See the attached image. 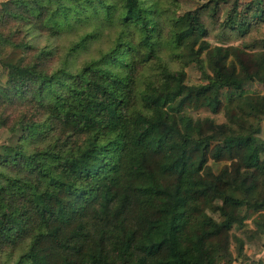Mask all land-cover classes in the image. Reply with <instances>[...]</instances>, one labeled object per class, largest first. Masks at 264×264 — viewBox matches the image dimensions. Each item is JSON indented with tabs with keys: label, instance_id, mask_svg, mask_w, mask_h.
Here are the masks:
<instances>
[{
	"label": "trees",
	"instance_id": "16d2710c",
	"mask_svg": "<svg viewBox=\"0 0 264 264\" xmlns=\"http://www.w3.org/2000/svg\"><path fill=\"white\" fill-rule=\"evenodd\" d=\"M182 1L1 2L0 264H235L264 234V38L206 21L246 38L264 0Z\"/></svg>",
	"mask_w": 264,
	"mask_h": 264
},
{
	"label": "rangeland",
	"instance_id": "374dc122",
	"mask_svg": "<svg viewBox=\"0 0 264 264\" xmlns=\"http://www.w3.org/2000/svg\"><path fill=\"white\" fill-rule=\"evenodd\" d=\"M3 0H0V7H1V2ZM244 5H246L248 2H251L252 0H240ZM203 2H206V0H183L182 1V10H187L189 8H195L202 4ZM234 2V0H229L227 4H224L222 7V11L220 13V17L223 20L226 16L227 11L229 10L231 4ZM207 24L209 25V30H211V35L209 40L215 45V44H221L224 43L226 45L229 44H241L244 40H250V39H261L264 38V23L260 24H255L254 27L252 28L251 33L249 34L248 37L242 38L236 34H227L223 31H221V28L217 25V23L213 22L211 19L206 18ZM3 68L0 65V77L1 74L3 73ZM187 73H188V83H201L203 82L202 80V75L201 72L196 68L195 65H191L187 68ZM247 91L249 93H262L264 94V84H260L257 82L249 83L247 86ZM20 132H11L7 129H0V150L2 149L3 146L7 144H16L17 140L19 138ZM261 136L264 138V123H263V129ZM1 152V151H0ZM215 171H219L224 163H210ZM214 216L218 219H220V215L214 214ZM253 218L248 221L247 226L250 228L255 229V225L253 224ZM239 236L244 238L246 241V253L247 257L245 258H240L237 263L235 264H259L261 260L264 261V234L260 235H255L252 238L246 237V235L243 232H238Z\"/></svg>",
	"mask_w": 264,
	"mask_h": 264
}]
</instances>
